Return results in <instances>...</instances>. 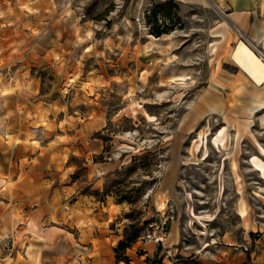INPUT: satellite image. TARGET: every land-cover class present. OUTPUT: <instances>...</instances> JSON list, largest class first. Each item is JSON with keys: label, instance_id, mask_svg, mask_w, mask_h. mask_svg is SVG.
<instances>
[{"label": "rangeland", "instance_id": "374dc122", "mask_svg": "<svg viewBox=\"0 0 264 264\" xmlns=\"http://www.w3.org/2000/svg\"><path fill=\"white\" fill-rule=\"evenodd\" d=\"M51 1L54 9L45 26L77 41L63 55L55 51L53 62L30 64V72L47 89L55 84L57 101L47 105L42 122L52 150L45 158L60 169L66 166L60 188L75 183L66 188L65 208L82 194L105 205L113 225L122 229L107 254L124 264H139L143 248L156 243L148 237L155 230L166 229L167 241L172 220L177 222L171 229L180 224L185 251L178 253L180 262L172 257L173 264H204L200 251L214 241L243 252L241 264H264V110L254 104L248 115L205 112L206 101L221 106L210 96L218 68L240 70L232 59L222 64L224 48L243 38L226 12L213 0ZM83 21L96 31L83 32ZM19 24L10 35L12 51L18 37L31 45L26 34L31 29ZM88 37L94 40L89 43ZM57 72H65L64 81ZM48 114L58 124L49 122ZM27 136L29 142L30 132ZM199 139L200 148L193 151ZM57 182L32 187V193L37 200L49 198L59 192ZM136 228V238L120 247ZM10 238L0 236L1 253ZM76 238L79 250L86 240ZM63 243L67 249V239ZM85 261L81 256V264Z\"/></svg>", "mask_w": 264, "mask_h": 264}, {"label": "crops", "instance_id": "0c3cea01", "mask_svg": "<svg viewBox=\"0 0 264 264\" xmlns=\"http://www.w3.org/2000/svg\"><path fill=\"white\" fill-rule=\"evenodd\" d=\"M213 1L226 12L229 23L240 37L243 35L245 40L264 51V0ZM53 5L51 0H0V60H5L0 66V236H12L2 253L0 247V264H81V256L86 258L85 264H124L107 254L109 248L115 247L122 229L113 225L111 213L104 209L106 206H102L93 195L82 194L65 208L63 202L68 196L67 189L75 183L67 182L61 189V183L66 181L63 176L65 164L64 169H60L45 158L52 154V150L45 139L46 125L42 119L47 105L57 101L52 93L55 84L45 88L41 78L31 74L30 64L53 62L56 60L55 51L63 55L74 48L73 43L77 41L72 40L66 31L58 36L52 28L45 26ZM18 20L21 22L18 28L26 26L31 29L25 30L26 34H31V45L28 46L27 38L18 37L17 49L12 51L10 35L14 34ZM80 26L83 32L88 29L96 31L95 26L87 21ZM32 28H41V32L34 34ZM93 40L87 38L89 43ZM217 43L214 51L218 48ZM231 46L229 42L224 48L222 64L232 59ZM241 71L218 68L210 96L220 101L221 106L217 108L216 101L214 105L206 101V113L225 111L229 115L238 110L248 115L252 105L260 101L264 104V84L257 86ZM57 73L64 81L65 72ZM56 78L55 74L54 80ZM28 91L32 94L29 95ZM28 110H31V116ZM48 119L58 124L55 115L48 114ZM29 132L31 140L26 142ZM10 137L15 140L9 144ZM96 144V149H100L102 144ZM45 171H52V174L45 175ZM55 180H58L56 188L59 192L37 200L31 188L50 187ZM58 197L60 205L56 206ZM173 222L177 221H171L168 240H163L162 244L154 243L152 248H143L139 264H149L147 259L156 257H162L161 264H173L174 255L185 253L181 246L180 224L178 230L174 226L171 229ZM77 234L79 239L84 237L86 240L81 250L76 248ZM65 239L67 249L63 247ZM212 244L215 249L209 247ZM77 251L81 253L80 257L76 256ZM200 252L204 264H241L245 259L243 252L234 251L228 242L225 245L211 242Z\"/></svg>", "mask_w": 264, "mask_h": 264}, {"label": "bare ground", "instance_id": "6f19581e", "mask_svg": "<svg viewBox=\"0 0 264 264\" xmlns=\"http://www.w3.org/2000/svg\"><path fill=\"white\" fill-rule=\"evenodd\" d=\"M256 46V45H254ZM251 43L248 40L243 38H239L232 48L230 52V56L234 63L240 67V69L257 85L261 86L264 84V59L262 58L261 54L256 51ZM258 48V47H256ZM260 49V48H258ZM184 73V72H183ZM242 73V72H241ZM184 75L182 74L181 77L184 79ZM217 79H213V82ZM212 82V85H213ZM263 101H260L255 104V108L262 109L263 108ZM256 109V110H257ZM252 111V110H251ZM261 114V113H260ZM262 124H264V112L260 116ZM223 137H225L224 132H221ZM201 140H197L193 143V151H198L200 148ZM208 149L205 150V154L207 153ZM192 210V209H191ZM244 208H240V214L245 215ZM192 214V213H191ZM194 216V215H193ZM204 216V215H203ZM192 217V216H191ZM208 217V216H207ZM195 218V217H194ZM205 242V241H204ZM204 245V244H203ZM206 246V245H205Z\"/></svg>", "mask_w": 264, "mask_h": 264}, {"label": "trees", "instance_id": "16d2710c", "mask_svg": "<svg viewBox=\"0 0 264 264\" xmlns=\"http://www.w3.org/2000/svg\"><path fill=\"white\" fill-rule=\"evenodd\" d=\"M155 15H156V11H155V13H154ZM160 33V32H159ZM100 134H97V136L98 137H101V136H99ZM102 153H100V154H96L95 155V158H94V161L95 162H97V161H100L98 158H101L102 157ZM98 159V160H97ZM79 167H82V168H84V169H86L87 167H85V166H83V164H80L79 165ZM139 231V229L138 228H136V229H134L133 230V232L131 233V234H129V232H127L126 233V238H125V240H122L121 242H120V244H119V246L120 247H126L127 246V242H130V241H133L135 238H136V236H137V232ZM161 247V246H160ZM159 247V248H160ZM117 250H118V248H117ZM177 256V258H176V260L177 261H182V255H180V254H176ZM148 260V263L149 264H161L162 263V260L161 259H158L157 257L156 258H154V259H152V258H148L147 259Z\"/></svg>", "mask_w": 264, "mask_h": 264}, {"label": "built area", "instance_id": "2783aa9c", "mask_svg": "<svg viewBox=\"0 0 264 264\" xmlns=\"http://www.w3.org/2000/svg\"><path fill=\"white\" fill-rule=\"evenodd\" d=\"M242 37H244V36L242 35ZM256 49L261 54L262 58L264 59V51L261 49H258V48H256ZM164 230H162V229L158 230V231L155 230L152 234H149L148 237L152 238L156 243L162 244L163 243V235L166 233V229H164Z\"/></svg>", "mask_w": 264, "mask_h": 264}]
</instances>
